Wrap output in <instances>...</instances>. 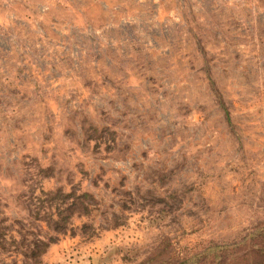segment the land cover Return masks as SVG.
Wrapping results in <instances>:
<instances>
[{"label":"rangeland","instance_id":"374dc122","mask_svg":"<svg viewBox=\"0 0 264 264\" xmlns=\"http://www.w3.org/2000/svg\"><path fill=\"white\" fill-rule=\"evenodd\" d=\"M20 232L52 236L35 264H264V0H0V233Z\"/></svg>","mask_w":264,"mask_h":264},{"label":"trees","instance_id":"16d2710c","mask_svg":"<svg viewBox=\"0 0 264 264\" xmlns=\"http://www.w3.org/2000/svg\"><path fill=\"white\" fill-rule=\"evenodd\" d=\"M59 193L61 195V199H63L62 196L68 194L67 192L64 193L62 191H59ZM84 195H86V192H81L75 196L79 200ZM76 198L70 203L75 202V204H77ZM67 205L68 204L65 203V201L60 204L56 203L53 207L56 210L54 213H52L53 212L52 210L48 212L45 211L44 214L49 216V218L56 226L58 222L64 221L63 216L61 214H64L63 212H65V207ZM49 206H51V204H49ZM29 234L30 233L20 232L19 237H16L11 234L5 235L4 233H0V245H4L5 242H8V244L11 246L10 252L14 253V255L20 254L23 258L34 259L33 261H31V263L35 264L38 261L39 254L43 252L47 244L50 241H52V236L50 234H47V235H39V236L32 235V237H30ZM210 246L221 248V247H225V244L209 245L206 247V249H209ZM199 252L200 251H195L191 254H188L187 256H184L180 261H178L175 264H228L227 261H224V259L221 258L223 255L222 254L219 255L218 253H212L211 257L204 259V261L202 262L199 259L194 260L195 257L201 254Z\"/></svg>","mask_w":264,"mask_h":264}]
</instances>
